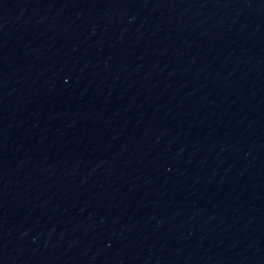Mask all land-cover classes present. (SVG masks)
I'll use <instances>...</instances> for the list:
<instances>
[{
    "label": "water",
    "instance_id": "water-1",
    "mask_svg": "<svg viewBox=\"0 0 264 264\" xmlns=\"http://www.w3.org/2000/svg\"><path fill=\"white\" fill-rule=\"evenodd\" d=\"M0 264H264V0H0Z\"/></svg>",
    "mask_w": 264,
    "mask_h": 264
}]
</instances>
